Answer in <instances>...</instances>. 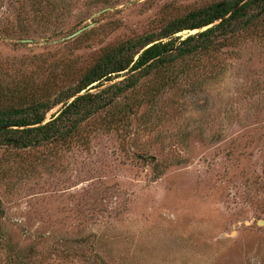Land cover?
<instances>
[{
	"label": "rangeland",
	"instance_id": "obj_1",
	"mask_svg": "<svg viewBox=\"0 0 264 264\" xmlns=\"http://www.w3.org/2000/svg\"><path fill=\"white\" fill-rule=\"evenodd\" d=\"M216 1L69 0L48 28L32 20L29 0H0V82L31 77L43 90L47 77L66 74L64 64L77 76L105 47L156 29L163 15ZM262 28L191 64L187 79L156 101L146 99L152 84L142 81L118 99L117 108L133 109L118 123L107 121V108L67 142L0 145L2 221L12 242L44 253L41 264H264ZM117 76L89 91L128 74Z\"/></svg>",
	"mask_w": 264,
	"mask_h": 264
},
{
	"label": "trees",
	"instance_id": "obj_2",
	"mask_svg": "<svg viewBox=\"0 0 264 264\" xmlns=\"http://www.w3.org/2000/svg\"><path fill=\"white\" fill-rule=\"evenodd\" d=\"M68 2L29 0L32 20L49 28L57 16L53 14L57 9L65 10ZM230 12L232 14L225 18ZM160 21L152 31L105 47L77 76L72 74V64H64L62 71L66 74L59 81L47 77V87L43 90L35 88L31 77L26 81L13 80L8 85L0 82V145L23 149L67 142L81 135L85 123L107 108L110 117L107 121L118 123L121 121L119 114L124 110L128 114L133 111L129 103L117 108L118 99L135 90L142 81L148 80L152 84L146 99L156 101L159 95L174 90L187 79L191 64L200 66L219 57L232 36L263 25L264 39V0H219L182 15L169 18L163 15ZM195 29L200 31L184 39L177 35ZM29 37L26 39L33 36ZM50 68L54 71L61 69L55 65ZM121 72L128 76L107 88L113 90L111 97L104 95L105 89L97 93L89 91L103 81H113ZM62 82L61 87L52 92L51 88ZM62 103L61 110L45 121L46 113ZM4 218L5 210L0 199V249L4 251L0 264H41L45 254L33 247L16 246L2 221ZM74 242L79 249L87 244L85 238ZM58 251L56 254L65 256L64 252ZM88 260V264H92V259Z\"/></svg>",
	"mask_w": 264,
	"mask_h": 264
},
{
	"label": "water",
	"instance_id": "obj_3",
	"mask_svg": "<svg viewBox=\"0 0 264 264\" xmlns=\"http://www.w3.org/2000/svg\"><path fill=\"white\" fill-rule=\"evenodd\" d=\"M237 8V7H236ZM235 8V9H236ZM106 9H104V10H102L101 12H104ZM100 12V13H101ZM232 14V12H230L225 18H227L229 15H231ZM225 18H223V19H225ZM222 19V20H223ZM221 20H219L218 22H220ZM217 22V23H218ZM92 24H88V25H86V26H84V27H82V28H80L79 30H77L76 32H74V33H72V34H70L67 38L68 39H71V38H74V37H76L77 35H79L81 32H83L84 30H86V29H88L90 26H91ZM22 41H24V42H31V41H33V39H23ZM74 99V98H73ZM61 105V108H62V106L64 105L63 103L62 104H60ZM60 108V109H61ZM59 109V110H60Z\"/></svg>",
	"mask_w": 264,
	"mask_h": 264
}]
</instances>
